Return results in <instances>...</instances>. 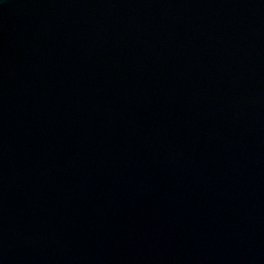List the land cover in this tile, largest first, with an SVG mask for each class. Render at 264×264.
<instances>
[{
    "label": "water",
    "instance_id": "water-1",
    "mask_svg": "<svg viewBox=\"0 0 264 264\" xmlns=\"http://www.w3.org/2000/svg\"><path fill=\"white\" fill-rule=\"evenodd\" d=\"M0 264H264V0H0Z\"/></svg>",
    "mask_w": 264,
    "mask_h": 264
}]
</instances>
